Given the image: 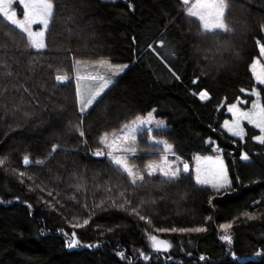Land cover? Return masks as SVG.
I'll return each instance as SVG.
<instances>
[{
	"label": "trees",
	"instance_id": "obj_1",
	"mask_svg": "<svg viewBox=\"0 0 264 264\" xmlns=\"http://www.w3.org/2000/svg\"><path fill=\"white\" fill-rule=\"evenodd\" d=\"M54 3L48 49L42 53L27 48L24 34L0 17V158H9L0 167V264H264V255H256L264 252V145L252 139L259 130L249 124L244 125L243 141L223 129L231 118L228 106L248 99L249 107L253 101L247 95L257 87L250 65L260 58L256 41L264 43V0H228L226 20L234 34L220 33L215 40L205 39L201 24L185 14L180 0ZM160 40L165 41L163 48ZM217 41L226 46L218 47ZM101 59L129 67L82 114L75 66ZM57 74L67 75V82H56ZM204 90L210 99H199ZM152 111L169 126L154 135L173 145L175 155L186 163L192 165L197 155L215 156L216 143L231 189L213 192L196 184L189 173L177 183L146 175L148 183L133 192L110 159L92 155L103 147V133H119ZM81 121L84 137L75 131ZM144 140L140 151L160 149ZM53 145H59L55 153ZM244 152L250 162L240 159ZM25 154L33 162L50 154L53 158L46 165L28 166L21 178ZM138 156L134 162L141 169L160 158L148 152ZM125 190L131 207L143 202L139 210L151 224L112 205L111 200L122 203L119 193ZM245 212L258 218L246 219ZM89 213L92 220L86 227H71ZM226 223L233 224L226 230L231 244L221 239L225 230L220 226ZM173 227L208 230L154 231ZM73 231L81 245L93 247L69 248ZM148 234L169 240L171 250L153 251ZM233 251L238 260L230 255ZM119 252H124L123 259Z\"/></svg>",
	"mask_w": 264,
	"mask_h": 264
},
{
	"label": "snow or ice",
	"instance_id": "obj_2",
	"mask_svg": "<svg viewBox=\"0 0 264 264\" xmlns=\"http://www.w3.org/2000/svg\"><path fill=\"white\" fill-rule=\"evenodd\" d=\"M180 4L184 6L185 14L188 17L195 18L201 24L203 34L205 39L215 40V37L220 33H225L230 35L234 34V29L229 26L226 20V12L229 10L228 0H180ZM19 6V9L16 6ZM56 5L54 0H0V17H2L8 25L14 26L15 29H18L20 33L24 34V38L27 41V48L34 49L37 53H42L48 49V44L46 43V34L49 31V25L53 23L54 12ZM22 10V11H21ZM41 25L42 27L38 31L33 30L34 25ZM261 30L264 31V24H261ZM211 34V35H209ZM217 46L222 48L225 47V44H221L219 41L216 42ZM259 46V56L264 57V43H261L259 40L256 41ZM158 46L163 48L165 46V41L160 40ZM149 48L157 55L161 54L156 51V47L149 45ZM174 54V51L170 50V55ZM237 55L239 53L237 52ZM97 66L105 71L106 74L92 76V80L99 81L97 87L88 93L85 98L77 86V95L80 103V112L84 113L88 108H91L93 104L96 103L97 99L102 96L106 89H108L115 81L112 79L114 76H118L123 73L125 69L129 67L128 64H111L107 60H97ZM259 66V70H258ZM51 67V65L49 66ZM250 70L255 79L257 85L264 86V64H261V60L257 58L250 65ZM171 71V69H170ZM6 75H12L11 72H7ZM173 75L177 80L180 79L178 75L173 72ZM79 79V78H78ZM67 75H55V81L59 83L67 82ZM195 82V81H194ZM7 91V89H5ZM27 91V89H25ZM244 92V89H241ZM264 90L260 88H253L249 95L254 96L256 99L251 102V107L248 110L240 107V105H247L250 103L248 99L237 100L236 103L231 104L228 107V112L233 114L232 120L224 121V128L230 133L233 137H239L241 140L245 138L247 132L244 128V122L246 121L253 128L259 130V134H254L252 139L258 142L261 145H264ZM196 95V93H193ZM199 99L206 100L210 99L209 93L207 90L199 92ZM19 110V109H17ZM25 116H28L25 113ZM82 121L75 125V131L78 132L80 137L85 136L84 130L81 128ZM152 124V113L148 114V118L144 119L142 117H137L131 122V127L125 125L121 130L122 134L117 135L116 133L105 132L99 139V145L103 147H97L93 151L92 155L96 157L107 156L110 161L115 165V171L120 175V177H126L128 182L133 186V192L137 188L144 187L148 181H146L145 174L139 170L134 162H130V157H134L137 154L139 145L135 143L137 140V134L140 131H145L150 145H161L165 151V154L160 156L159 164L149 163L147 167V175L149 177L155 175L157 172L163 176L165 179L162 183H177L182 179L181 173L189 172V165L186 162L182 163V167L177 164L179 157H176L175 160H169L167 153L171 152L175 156L174 146L169 144L166 140H159L153 136ZM156 128L166 127L163 120L155 121ZM111 136V138H109ZM132 141V143H129ZM212 143L211 140L208 141ZM59 145H53L51 153H55ZM216 151L219 153L222 150L217 146ZM119 153V154H117ZM53 157L50 154L47 157V160H31L29 154L23 156V165L25 166V171H20L18 174L21 178L27 175L28 166L32 165H46L48 160H51ZM240 159L246 162H250V156L247 152L241 154ZM204 165H198L195 173V182L201 186H210L216 192H219L221 189L227 190L231 186V180L227 176L226 166L223 164V161L220 155L215 157L206 156L203 157ZM9 158L7 156L0 158V167H4L8 163ZM15 171V169H13ZM28 179L31 180L32 177L28 176ZM20 183H24V179L20 180ZM32 190V189H30ZM111 188H108L107 191L111 192ZM43 191V189H41ZM125 191L119 193L122 203L116 205L115 200H111V203L114 207H118L119 210L127 211L128 214L136 216L140 221H145L148 224H151V219L141 213L139 207H143V202H141L139 207H131L132 200L125 195ZM48 195L51 196V191L48 192ZM75 199V197H73ZM45 204H49L48 201H44ZM256 203H261L257 201ZM98 207L103 206V201H101ZM127 206V207H126ZM264 207V205H261ZM31 207V205H29ZM49 207L55 211V207L49 204ZM87 208V203L84 205ZM244 217L249 220H255L258 217L251 212L243 213ZM74 219H76L74 217ZM210 220L211 217H208ZM239 219V217H237ZM92 220L91 213H89L87 218H84L82 222L72 223L71 227L73 228H84ZM225 231L232 228V223H226L220 226ZM114 229H109L113 231ZM208 229L206 227H181V228H155V232H179V233H203ZM147 234V233H146ZM67 235V233H65ZM72 240L68 243L69 248H75L77 246H83L87 248L93 247V245H81V241L76 238V232L71 233ZM148 239L151 242V248L156 253L160 252H169L172 248V244L167 239H161L157 235L148 234ZM221 239L227 241L229 244L232 243V238L230 235H223ZM99 247V245H96ZM118 255L123 259L125 257L124 252H119ZM145 259H150L144 253H141ZM233 260H238L235 252H231ZM256 255H264V252H258ZM201 260L204 259L203 256L200 257Z\"/></svg>",
	"mask_w": 264,
	"mask_h": 264
},
{
	"label": "rangeland",
	"instance_id": "obj_3",
	"mask_svg": "<svg viewBox=\"0 0 264 264\" xmlns=\"http://www.w3.org/2000/svg\"><path fill=\"white\" fill-rule=\"evenodd\" d=\"M18 9H19V6L17 5L16 6ZM22 11V10H21ZM228 12V11H227ZM227 12H226V17H227ZM193 19H195V18H193ZM196 20V19H195ZM198 21V20H197ZM199 22V21H198ZM200 23V22H199ZM52 24V23H51ZM51 24L49 25V30H50V27H51ZM42 26L41 25H39V24H37V25H34L33 26V30L34 31H38V30H40V28H41ZM49 32V31H48ZM48 34V33H47ZM47 34H46V37H47ZM260 60H261V64H264V57H260L259 58ZM108 61V60H107ZM110 62V61H109ZM111 63V62H110ZM111 64H113V63H111ZM127 69H125L124 71H123V73L122 74H120V75H118V76H114V77H112V79L116 82V80L118 79V78H120L124 73H125V71H126ZM258 70H259V66H258ZM103 74H106L105 73V71L104 70H102L101 68H99L98 66H97V63L96 62H92V63H89V62H86V63H84V62H78L77 64H76V66H75V82H76V86H78L79 85V89H80V93L86 98L87 97V95H88V93L89 92H91L93 89H95L96 87H97V85H98V83H99V81H97V80H92L91 79V77L92 76H97V75H103ZM79 78V79H78ZM114 84V83H113ZM113 84L111 85V86H113ZM111 86L108 88V89H106L105 90V92L102 94V96L111 88ZM259 86H261V85H257V87H255V88H258ZM261 87H263L264 88V86H261ZM250 93V92H249ZM249 93H247V95L248 96H251V95H249ZM101 96V97H102ZM101 97H99L98 99H97V101H96V103L100 100V98ZM251 97H253V101L256 99L254 96H251ZM78 101H79V98H78ZM95 103V104H96ZM95 104H93V106L95 105ZM93 106L91 107V108H93ZM229 107V106H228ZM240 107H242V108H244L245 110H248L250 107H251V104H250V106L248 107L247 105H240ZM79 108H80V103H79ZM91 108H88L84 113H82V114H86L87 112H89V110H91ZM150 113H152V124H151V126H152V128H153V136H155L154 135V132L155 131H158V130H167L168 128H169V126H168V124H167V122L165 121V120H163V119H160V118H158L157 117V114H156V111H152V112H150ZM229 114H230V116H231V118L229 119V120H232L233 119V114L232 113H230V112H228ZM142 118H144V119H147L148 118V114L146 115V116H143ZM158 120H163L164 121V123H165V125H166V127H164V128H156V125H155V121H158ZM245 124H248L246 121L244 122V125ZM130 127H131V123L130 124H128ZM223 129L228 133V131L224 128V125H223ZM258 130V129H257ZM117 135H121L122 134V131L121 132H119V133H116ZM229 135H230V133H228ZM231 136V135H230ZM156 137V136H155ZM233 137V136H232ZM109 138H111V136L109 137ZM234 138H236V139H239V140H241L239 137H234ZM146 140L147 141V143L150 145V143H149V138H148V136H147V134H146V132L145 131H140V132H138V134H137V140L135 141V143L136 144H138L139 145V148H138V151H137V154H136V156H134V157H130V162H134L135 161V158L136 157H139L138 155H141V154H143V153H146V152H148V153H150V154H154V153H158V155H160V156H162V155H164L165 154V151H164V149H163V147L161 146V145H152V146H156V147H158V148H160L158 151H151V150H148V149H146V150H144V152L143 151H140V146L142 145V147H143V140ZM156 139H159V140H164V139H162V138H159V137H156ZM245 139V138H244ZM243 139V140H244ZM144 140V141H145ZM242 140V141H243ZM129 143H132V141H129ZM146 145V144H145ZM144 145V146H145ZM217 144L216 143H214V150H215V156H217V155H220V157H221V159H222V161H223V164L226 166V169H227V165H226V162H225V160H224V157H223V151H221V152H217L216 151V148H217ZM220 149V148H219ZM117 154H119V153H117ZM167 155H168V158H169V160H175L176 159V157H178V156H173L172 155V153L171 152H168L167 153ZM215 156H213V157H215ZM103 157H107V156H103ZM108 158V157H107ZM109 159V158H108ZM185 162L182 158H180L179 157V161H177V164H179L181 167H182V163H180V162ZM244 162H246V161H244ZM135 164H136V166H137V168L139 169V170H141L142 172H144V174H145V176L147 175V165L149 164V163H155V164H159L160 163V160L158 159V160H154V161H152V162H149V163H147L146 164V166H145V168L144 169H141V167L139 168V166H138V164L136 163V162H134ZM188 164V163H187ZM189 165V172L188 173H181V176L183 175V174H192V176H193V179L195 180V173H196V168H197V166L198 165H201V166H203L204 165V160H203V156H199V155H197V156H195L194 157V160H193V163H192V165H190V164H188ZM155 175H160L158 172L155 174ZM155 175H153V176H155ZM161 176V175H160ZM227 176H228V178L230 179V176H229V172H228V169H227ZM231 180V179H230ZM201 186V185H200ZM202 187H206V188H209L210 190H212L213 192H216L215 190H213L210 186H202ZM231 187H232V183H231V186H230V188H228L227 190H229V189H231ZM227 190H225V189H221L219 192H217V193H220V192H223V191H227ZM223 235H229V233L228 232H224L223 234H222V236ZM148 241H149V239H148ZM224 241V240H223ZM225 242H227V241H225ZM149 245H150V247H151V242L149 241ZM152 249V248H151ZM160 253H166V252H160Z\"/></svg>",
	"mask_w": 264,
	"mask_h": 264
},
{
	"label": "crops",
	"instance_id": "obj_4",
	"mask_svg": "<svg viewBox=\"0 0 264 264\" xmlns=\"http://www.w3.org/2000/svg\"><path fill=\"white\" fill-rule=\"evenodd\" d=\"M112 87V86H111Z\"/></svg>",
	"mask_w": 264,
	"mask_h": 264
}]
</instances>
